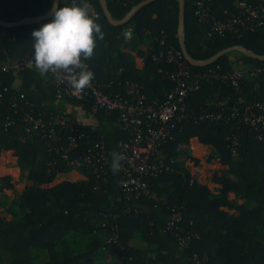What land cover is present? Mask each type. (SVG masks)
Segmentation results:
<instances>
[{
  "label": "trees",
  "instance_id": "16d2710c",
  "mask_svg": "<svg viewBox=\"0 0 264 264\" xmlns=\"http://www.w3.org/2000/svg\"><path fill=\"white\" fill-rule=\"evenodd\" d=\"M145 1L105 0L114 21L131 14L126 23L114 25L106 17L101 0H87L98 14L95 21L105 36L96 41L92 57L84 62L106 92L125 95L128 85L136 83L143 87L150 102L162 103L173 90L167 75L175 67L166 59H155L172 48L182 53V42L196 62H205L233 46L246 52L229 53L206 66L187 61L193 74L216 67L220 74H229L237 59L252 66L263 63L248 53L264 56V27L235 39L216 33L209 37L208 28L212 17L226 20L239 13V4L257 6L264 0H184L183 24L180 0H154L138 8ZM71 2L59 0V7ZM198 2L208 8V22L200 21ZM50 7L51 0H0V20L20 23L11 27L0 24V64H11L33 53L32 31L52 17L26 21L48 13ZM128 28L132 29L129 42L124 36ZM147 41L152 47L143 50ZM128 50L143 59V70L136 69ZM0 80L2 89H7L0 100V152H13V166L27 171L34 183L20 197V211L11 208L12 220L0 216V251L9 255L7 264H35L33 249L49 253L51 260L41 264H264V142L256 141L254 134L242 127L234 153L227 140L235 131L234 120H192V115L205 110L220 111L219 104L224 100L229 107L238 98L263 102L262 78L245 79L239 90L222 81L204 82L186 99L173 139L164 148L169 158H175L180 147L189 148L190 141L197 138L214 149L225 167L213 175L219 186L216 192L198 183L189 172H178L174 164L172 171L150 182V196L138 199L126 196L121 160L116 172L111 166L113 153L119 154V144L130 138L118 112L92 115L90 100L77 98L67 99L62 106L56 88L32 68L12 71ZM20 95L24 99L20 100ZM77 110L95 118L96 123H81ZM29 115L41 121L39 130L28 131L34 124L27 120ZM56 120H64L67 128L56 124ZM75 133L82 137L66 160L63 151L57 149L67 148V138ZM96 142H103L108 152L103 175L89 167L85 180L49 187L58 175L70 172L71 161L83 160V154ZM189 160L201 165L191 155ZM12 188L10 177H0V194ZM231 193L243 204L230 200ZM173 209L181 213L182 220L178 229L170 231L167 225ZM86 211L98 217L99 229L107 233V238L103 243L93 239L82 251L75 252L65 234L90 231L92 223ZM135 234L146 243L145 250L131 245ZM180 238H185V245Z\"/></svg>",
  "mask_w": 264,
  "mask_h": 264
},
{
  "label": "built area",
  "instance_id": "2783aa9c",
  "mask_svg": "<svg viewBox=\"0 0 264 264\" xmlns=\"http://www.w3.org/2000/svg\"><path fill=\"white\" fill-rule=\"evenodd\" d=\"M199 15L201 22H208L206 17L208 8L204 2H198ZM90 14L94 19L98 17L95 9L90 7ZM264 27V4L252 6L247 3L239 4V13L233 14L226 20L212 17L209 21L208 35L212 37L214 33L228 37L230 39L240 38L244 34L254 32ZM125 39L132 38V29L125 31ZM183 53L169 49L162 53L155 60L166 59L168 64L175 67V70L167 75L168 80L173 84V90L170 91L162 103L150 102L143 93V87L136 83L128 85L125 95L112 94L106 92L104 87L94 77L90 86L80 92H76L71 84L68 74L62 71H53L44 74L45 81L54 86L57 90V98L61 102L67 99L90 100L91 114L97 115L103 113H119L120 121L125 129L130 131L129 140L122 141L119 144V155L121 156V167L125 176L123 184L124 191L128 198L138 199L143 196H150V182L158 176L173 170L175 158H169L164 153V148L168 141L173 139V133L180 119V113L184 110L186 99L193 93L199 91L204 82L222 81L231 84L236 90L244 80L259 79L264 80V61L261 65H244L240 69L229 74H220L219 67L209 69L206 73L193 74L187 60L183 59ZM26 68L37 70L32 62V53L18 59L11 64H0V76L10 72H20ZM0 80V100L3 93L7 91L2 89ZM24 95H20V100ZM227 101H222L219 106L220 111L205 110L197 115H192V120L199 122H214L220 119L234 120V132L228 136L227 140L232 145V150L236 152V146L239 144V135L241 128L247 127L254 134L258 142H264V101L252 102L245 99H237V103L227 106ZM16 106V104H13ZM231 116L228 118V112ZM27 120L34 121L29 115ZM56 124L65 125L64 120H56ZM41 121H34L31 129L28 131H37L41 128ZM54 137V133H50ZM82 136L77 133L67 138L69 146L59 148L58 152L63 151V158L68 159L77 142ZM94 173L99 176L105 173V167L108 163V152L103 142H96L89 146L82 156ZM77 160L69 164L74 165ZM182 220V215L176 209L169 219L167 229L175 231L177 224ZM116 239L111 237L110 240ZM182 245L186 244L185 238H180Z\"/></svg>",
  "mask_w": 264,
  "mask_h": 264
},
{
  "label": "clouds",
  "instance_id": "9594fccd",
  "mask_svg": "<svg viewBox=\"0 0 264 264\" xmlns=\"http://www.w3.org/2000/svg\"><path fill=\"white\" fill-rule=\"evenodd\" d=\"M50 12L51 20L31 33L32 62L41 75L53 71L68 74L72 88L80 92L94 79L84 61L92 57L96 41L102 40L105 33L90 14L87 0H72L62 7L51 0ZM120 159L113 153L114 172L120 168Z\"/></svg>",
  "mask_w": 264,
  "mask_h": 264
},
{
  "label": "rangeland",
  "instance_id": "374dc122",
  "mask_svg": "<svg viewBox=\"0 0 264 264\" xmlns=\"http://www.w3.org/2000/svg\"><path fill=\"white\" fill-rule=\"evenodd\" d=\"M234 57L236 58V56ZM237 60L238 61H236L235 64L240 66L241 61L239 59ZM192 140L190 141L189 148L186 149L182 146L178 149V155L175 157V164L178 167L177 171L182 173L189 172L194 180L199 181L201 184L208 186L212 191L216 192L219 186L214 182L213 175L215 172L220 171V169H225V167L221 166L219 155L214 149L208 146H202L196 140ZM190 155L199 159L201 165H194V163L189 160ZM13 163V152H0V177H10L13 185L12 189L4 190L0 194V216L8 221L14 218L10 213L11 208L19 212L20 206L18 201L20 197L27 189L34 186V183L28 179L27 171H24L19 167H14ZM89 172L90 168L87 162L84 160H77L69 173L58 175L49 187H53L63 181L77 182L85 180L86 176L84 174L87 175ZM229 199L236 204H243V200L235 197L233 194L229 195ZM229 213H233L234 215L239 214L238 211H230ZM84 214L88 215V218L91 220L92 226L90 231H79L78 233L65 234V238L72 245L75 252L82 251L87 244L93 241V239H100L101 243H103L107 238V233L99 229L100 220L98 217L88 211L84 212ZM31 253L35 264H41L51 260L50 255L46 250L33 249ZM8 260L9 255L0 251V264H7Z\"/></svg>",
  "mask_w": 264,
  "mask_h": 264
},
{
  "label": "water",
  "instance_id": "95a60500",
  "mask_svg": "<svg viewBox=\"0 0 264 264\" xmlns=\"http://www.w3.org/2000/svg\"><path fill=\"white\" fill-rule=\"evenodd\" d=\"M102 2V5H103V8H104V12H105V15L106 17L108 18L109 22L114 24V25H122L124 23L127 22L128 18L131 16V14L127 15L126 18H124L123 20L121 21H114L112 16L110 15V12L106 6V2L105 0H101ZM154 0H147L143 3H141L138 8L152 2ZM57 7H59V0H57ZM180 8H181V15H182V18H181V23L183 24V21H184V18H183V15H184V0H180ZM52 17L51 16V12L49 11L48 13L44 14V15H41L35 19H31L30 21H26V22H39L41 20H44V19H48ZM0 24L3 25V26H7V27H11V26H14V25H18L20 23H4L0 20ZM181 33H182V29H181ZM181 49H182V53L184 55V58L191 64V65H194V66H206V65H210V64H213L215 63L221 56H224V55H227L229 53H232V52H242V53H246L244 49H242L241 47L239 46H233V47H230V48H227L225 50H222L220 51L219 53H217L215 56H213L212 58H210L209 60L205 61V62H196L194 61L190 55L188 54L187 50H186V47H185V44L184 42L181 43ZM249 56L255 58V59H259L261 61H264V56H258V55H255V54H252V53H248Z\"/></svg>",
  "mask_w": 264,
  "mask_h": 264
},
{
  "label": "crops",
  "instance_id": "0c3cea01",
  "mask_svg": "<svg viewBox=\"0 0 264 264\" xmlns=\"http://www.w3.org/2000/svg\"><path fill=\"white\" fill-rule=\"evenodd\" d=\"M28 21H30V20H28ZM127 42H129L130 40H126ZM152 47V42L151 41H147L143 46H142V49L143 50H147V49H149V48H151ZM129 54H130V56H131V58H132V61L135 63V66H136V69H138L139 71H141V70H143V66H144V64H143V60H142V58H140L138 55H137V53L135 52V51H132V50H128L127 51ZM244 65H246V64H240V66H238L237 64H235L234 63V70L233 71H235V70H238V69H240L242 66H244ZM61 105L62 106H64L65 105V103L64 102H61ZM78 120L81 122V123H83V124H85V125H93V124H95L96 123V121H95V118H90V117H88L84 112H82V111H78ZM194 139V141L196 140L197 142H199L198 141V139L197 138H193ZM193 141V140H192ZM200 143V142H199ZM201 144V143H200ZM202 145V144H201ZM202 146H205V145H202ZM209 147V146H208ZM211 148V147H210ZM198 183H200L199 181H197ZM201 184V183H200ZM203 185V184H202ZM214 192V191H213ZM231 194H233V193H231ZM230 195V194H229ZM234 195V194H233ZM235 196V195H234ZM230 214H233V213H230ZM131 245L133 246V247H135V248H138V249H141V250H145L146 248H147V245H146V243H144L142 240H141V237H140V235L139 234H135L134 235V238L132 239V241H131Z\"/></svg>",
  "mask_w": 264,
  "mask_h": 264
}]
</instances>
